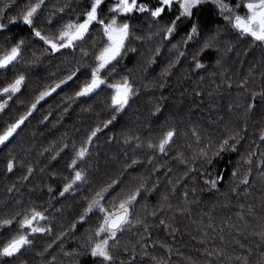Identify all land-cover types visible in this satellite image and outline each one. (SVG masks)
Segmentation results:
<instances>
[{
	"label": "trees",
	"instance_id": "obj_1",
	"mask_svg": "<svg viewBox=\"0 0 264 264\" xmlns=\"http://www.w3.org/2000/svg\"><path fill=\"white\" fill-rule=\"evenodd\" d=\"M240 1L227 0L233 6ZM28 2L0 0V7L8 5L0 52L24 41L17 61L0 71V86L16 75L25 76L21 91L0 112V131L24 113L41 90L79 71L41 100L11 140L0 145V219L16 217L13 225L0 227V246L17 233L19 219L31 208L43 211L46 219L40 226L51 228L33 235L32 243L14 256H0V264H98L87 254V245L102 214L95 209L85 215L84 210L96 192L114 179L112 196L141 182L145 185L132 216L141 223L133 222L115 242L110 241L114 264H244L245 260L264 264L260 235L264 232V176L260 175L264 173L260 163L264 160V42L240 35L212 0L194 9L191 22H198L199 32L187 43L191 30L187 20L172 36H164L163 28L177 14L176 7L159 18L138 11L122 16L133 35L114 62L115 71L104 75L109 81L126 75L136 91L105 126L113 115L111 89L101 85L86 96H75L90 77L94 53L104 42L101 26L93 23L75 48L45 51L47 46L30 26L7 20ZM114 2L105 0L102 18H108ZM141 2L157 4V0ZM90 3L44 0L35 26L54 33L68 19L78 14L82 18ZM206 42L209 47H204ZM196 60L202 67L195 66ZM169 127L176 129V135L166 153L150 148L149 143L156 144ZM97 128L88 152L74 166L83 172L84 182L60 199L64 184L75 174L71 161L77 160L76 152ZM236 133L239 142L234 150L212 156L222 139ZM201 149L208 156L201 155ZM249 153L251 164L242 159ZM9 159L14 160L11 172ZM133 159L137 163L132 164ZM247 168L252 171L245 185L240 177ZM209 174L222 177L215 188L205 183ZM104 203L111 207L108 193ZM81 215L85 220L79 219Z\"/></svg>",
	"mask_w": 264,
	"mask_h": 264
},
{
	"label": "snow or ice",
	"instance_id": "obj_2",
	"mask_svg": "<svg viewBox=\"0 0 264 264\" xmlns=\"http://www.w3.org/2000/svg\"><path fill=\"white\" fill-rule=\"evenodd\" d=\"M204 2L205 0H157V4L150 7L148 3L141 2V0H115L114 3L110 4L109 16L105 19L101 16V7L105 3V0H91L90 6L82 13V18L78 14L76 19H68L64 22L56 32L45 33L35 26V17L44 5V0H29L18 14L7 16V20L9 23L21 21L25 25L30 26L32 34L47 46L45 51L53 53L64 48H75L78 41L84 40L93 23L101 26L104 42L94 53V63L91 66L90 77L82 83L79 89L75 92V96H86L93 93L96 89H99L101 85H107V87L111 89L110 106L113 115L110 120L104 122L106 126L111 123L112 119L116 118V113H120L125 109V106L129 103L130 97L134 95L136 91L128 76H121L119 79L109 81L104 75L106 71H115L114 62L117 61V59L127 50L126 42L133 35L130 23L127 19H121V17L133 13L134 11H138L141 13L148 12L153 18H159L165 11L176 7L177 14L163 28L164 36L165 39L172 36L179 25L187 20L190 22L191 29L186 35L185 43H187V41L192 40L199 32L198 22L191 21L194 16V9L202 5ZM212 2L216 5L224 19L227 20L240 35L249 36L254 41L264 42V0H242L243 7L246 9L244 14H241L236 10L241 7V4L239 3L233 6V4L228 3L227 0H212ZM7 6V4L4 5V7ZM4 7H0V30L7 27L4 23L6 17ZM60 11L63 12L64 8H60ZM159 30L160 29H158V31ZM136 38L141 39V37ZM23 43L24 41L20 40L10 48H6L3 52H0V69H7L9 65H12L13 62L17 61ZM209 46L210 45L207 42L204 44V47ZM173 47L175 48L177 45H173ZM81 50L83 51V49ZM157 51H159V48ZM180 54L183 55V53ZM195 66L200 68L202 67V64L199 60H196ZM78 71L79 68L71 71L62 79L55 81L52 85L41 90L28 106L27 110L13 122L8 123L7 126L0 131V145H4L6 141H9V138L17 132V129L20 128L26 118L31 115L32 111L37 108V104L41 100L75 77ZM24 81L25 76L19 74L10 82L0 86V111H3L8 105V102L12 100L13 96L21 91ZM252 95L255 97L256 93L253 92ZM252 106V104H249V108ZM157 111H159L158 107ZM45 119H47V117H45ZM97 131H99V128L94 129L87 137L85 143L81 145L76 152L77 158H82L86 155L88 152L87 145L91 143L92 138L96 136ZM193 132L195 134V129H193ZM175 135L176 129L169 127L162 132L158 142L156 144L150 142L149 147L158 148L160 153H166L167 146L174 141ZM238 135L239 134L236 133L222 139L216 145V151L212 152V156H218L225 150H234L236 148V143L239 142ZM196 138L197 140L200 139L198 134H196ZM261 139L264 140V133L261 134ZM200 152L201 155L208 156V153L203 149H201ZM252 155V153H249L246 157H242V159L245 163L251 164ZM135 163H137V161L133 159L132 164ZM185 163H188V161H185ZM208 163H211L210 158ZM260 163L264 165V160H261ZM75 165L76 159H73L69 167L73 168L75 174L64 184L63 191L60 193L61 195H63L64 192L69 191L76 181H82L85 178L82 171L75 169ZM125 167H128V165H125ZM13 168L14 160L9 159L7 161V170L11 172ZM251 171V168H247L243 176L240 177L242 184H248V176ZM29 172H31V168H29ZM185 175H187V173H185ZM232 175L234 177L237 175L236 169L233 170ZM260 175L264 176V173H261ZM220 179H222L220 175L213 178L211 177V174H209L205 183L215 188ZM113 185H117V180L114 179L110 184L101 187L100 190L96 192L95 196L88 202V205L84 210L85 215L92 212L93 209H97L102 214L94 231L88 235V241H90V243L87 245V254L93 258H97L98 264H114L115 258L111 251L114 243L110 244V241L115 242L118 233L122 232L124 228L131 225L133 222L136 224L141 223V220L139 219L133 221L132 216L134 204L137 202V198L141 195V188L145 187L144 183L141 182L138 186L128 190L120 189V192L115 196H112L109 192V189H112ZM113 191H115V189H113ZM105 193H108V195L111 196V207H106L104 203ZM185 196H187V193H185ZM179 210L184 211V209ZM85 215H81L79 219L81 221L85 220ZM17 216H20V213H17ZM15 219V216L7 219H0V227L13 225ZM45 219L46 217L43 211L36 208L27 210L18 221L19 230L17 233L0 246V256L12 257L19 253L25 245L31 244L32 241L28 237L29 231L33 234L51 231L50 227H42L39 225V221ZM161 223L163 224L164 221L162 220ZM165 226L167 227V225ZM73 227H75V224H73ZM147 227L148 226L145 225V229H147ZM60 235H63V233ZM260 235L264 238V232H261ZM221 239H223V237H221ZM50 246L51 245H49V247ZM133 253H135V249H133ZM142 254L147 255L148 253L143 252ZM208 254L212 255L211 252ZM53 259H55V257H53ZM157 264H162V262L157 261ZM244 264H247L246 260L244 261Z\"/></svg>",
	"mask_w": 264,
	"mask_h": 264
},
{
	"label": "water",
	"instance_id": "obj_3",
	"mask_svg": "<svg viewBox=\"0 0 264 264\" xmlns=\"http://www.w3.org/2000/svg\"><path fill=\"white\" fill-rule=\"evenodd\" d=\"M13 63H14V62H13ZM10 66H11V65H9V67H10ZM9 67H8V68H9ZM2 70H5V69H0V71H2ZM20 127H21V126H20ZM18 129H19V128H18ZM18 129H17V130H18ZM14 135H15V133L13 134V136H14ZM13 136H12V137H13ZM12 137H10L9 140H11ZM6 142H7V141H6ZM82 158H83V157H82ZM82 158H77L76 163H77L78 161H80ZM84 180H85V178H84L82 181H76V183L73 185V187H72L69 191L64 192L63 195L60 194L59 198H60V199L64 198L67 194H69L71 191H73L74 188H76L77 186H80V185L84 182Z\"/></svg>",
	"mask_w": 264,
	"mask_h": 264
},
{
	"label": "rangeland",
	"instance_id": "obj_4",
	"mask_svg": "<svg viewBox=\"0 0 264 264\" xmlns=\"http://www.w3.org/2000/svg\"><path fill=\"white\" fill-rule=\"evenodd\" d=\"M114 1H115V0H114ZM239 4H241V7H240L239 9H236V10H237L238 12H240L241 14H244L243 12H241V9H242L243 11L246 10V9L243 7L242 0L239 2ZM216 9H217V11L219 12L218 8H216ZM131 14H132V13H129V14H127V15H131ZM219 14H220V12H219ZM225 14H227V13H225ZM127 15H126V16H127ZM220 16L224 19L223 15L220 14ZM226 21H227V20H226ZM184 22H185V21H184ZM184 22H183V23H184ZM227 22H228V21H227ZM183 23H181V24H183ZM181 24L179 25V27L181 26ZM179 27H178L177 29H179ZM219 41H220V40H218V43H219ZM57 89H58V88H57ZM57 89H56V90H57ZM56 90H55V91H56ZM52 93H53V92H52ZM52 93H51V94H52ZM0 112H1V111H0ZM93 210H95V209H93ZM37 235H38V234H37Z\"/></svg>",
	"mask_w": 264,
	"mask_h": 264
},
{
	"label": "flooded vegetation",
	"instance_id": "obj_5",
	"mask_svg": "<svg viewBox=\"0 0 264 264\" xmlns=\"http://www.w3.org/2000/svg\"><path fill=\"white\" fill-rule=\"evenodd\" d=\"M41 224V221H39V225ZM37 234H39V233H35V234H33V233H31L30 231L28 232V237H29V239L33 236V235H37Z\"/></svg>",
	"mask_w": 264,
	"mask_h": 264
}]
</instances>
